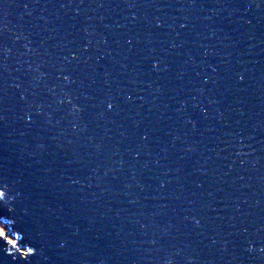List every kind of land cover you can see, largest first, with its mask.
I'll use <instances>...</instances> for the list:
<instances>
[{
	"label": "water",
	"instance_id": "1",
	"mask_svg": "<svg viewBox=\"0 0 264 264\" xmlns=\"http://www.w3.org/2000/svg\"><path fill=\"white\" fill-rule=\"evenodd\" d=\"M0 191V264H264V2L8 0Z\"/></svg>",
	"mask_w": 264,
	"mask_h": 264
},
{
	"label": "snow or ice",
	"instance_id": "2",
	"mask_svg": "<svg viewBox=\"0 0 264 264\" xmlns=\"http://www.w3.org/2000/svg\"><path fill=\"white\" fill-rule=\"evenodd\" d=\"M7 2L8 0H0V9H2ZM262 2H264V0H262ZM248 7H251V4H249ZM109 107H111V105H109ZM4 196L5 193L3 191H0V201L3 200ZM5 209H6V204L0 203V216L7 215ZM196 223L199 224V221L197 220ZM8 235L9 233L5 232L3 228H0V239H7Z\"/></svg>",
	"mask_w": 264,
	"mask_h": 264
},
{
	"label": "rangeland",
	"instance_id": "3",
	"mask_svg": "<svg viewBox=\"0 0 264 264\" xmlns=\"http://www.w3.org/2000/svg\"><path fill=\"white\" fill-rule=\"evenodd\" d=\"M0 228H3L4 231L6 232L5 228L3 226H0ZM12 243H15L14 241L11 240Z\"/></svg>",
	"mask_w": 264,
	"mask_h": 264
}]
</instances>
